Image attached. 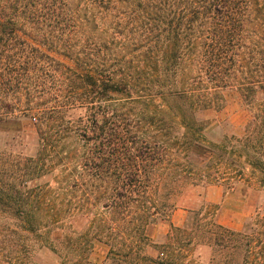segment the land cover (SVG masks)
<instances>
[{
    "label": "trees",
    "instance_id": "16d2710c",
    "mask_svg": "<svg viewBox=\"0 0 264 264\" xmlns=\"http://www.w3.org/2000/svg\"><path fill=\"white\" fill-rule=\"evenodd\" d=\"M263 89L264 0H0V264H96L95 242L103 264H201L203 247L264 264V210L235 231L184 203L224 166L235 191L242 158L264 187ZM228 90L253 117L214 143L201 116ZM180 207L195 223L160 247Z\"/></svg>",
    "mask_w": 264,
    "mask_h": 264
},
{
    "label": "rangeland",
    "instance_id": "374dc122",
    "mask_svg": "<svg viewBox=\"0 0 264 264\" xmlns=\"http://www.w3.org/2000/svg\"><path fill=\"white\" fill-rule=\"evenodd\" d=\"M225 96L226 103L222 110H209L204 112L201 116V119L209 124L207 130L208 138L214 143H219L226 136L229 138L231 136H243L247 124L253 117L252 107L244 101L243 97L237 90H228L225 92ZM259 96L260 99L264 98V89L259 92ZM8 136L9 135L6 133H0V153L5 152L7 149L6 154L9 155L10 149L5 145ZM240 162L244 167V176L235 186V191L226 192L225 180L233 175L230 174L228 166H224L228 172L226 171V173L223 174L221 184L206 188H192L186 195L184 200L185 205L193 210H199L204 206V214L206 213L208 217H212L214 220L224 225V222L237 221V216L229 213L231 209L225 201L226 195L237 193L245 200L244 213L239 217L243 230L250 217L254 216L257 211L264 210V187L260 185L262 176L259 173L253 174L250 171L245 170L246 167L243 163L245 161L240 159ZM48 180L49 179L47 178L43 181L45 182ZM210 192L211 195H214L219 199L218 203L210 201ZM57 207L59 208L60 206ZM45 208H49V206H45ZM178 222H181V224L177 225ZM192 223H195V221L193 220L191 213H189L184 207H180L174 211L169 220L161 222L151 229V238L160 247L167 245L169 243L168 234L171 232L172 225L184 228L185 226H190ZM71 225L74 229L80 230L86 225V221L77 217L71 220ZM108 250V246L104 243L95 242L91 261L96 264H103L106 260ZM161 251L162 249H159V251L151 249L150 253L157 255ZM212 254L210 248H197L193 253V259L201 264H208ZM44 259L54 263L56 262V260L51 257H45ZM189 264H192V262Z\"/></svg>",
    "mask_w": 264,
    "mask_h": 264
},
{
    "label": "crops",
    "instance_id": "0c3cea01",
    "mask_svg": "<svg viewBox=\"0 0 264 264\" xmlns=\"http://www.w3.org/2000/svg\"><path fill=\"white\" fill-rule=\"evenodd\" d=\"M242 160H244V166L246 167L245 170L247 171H252L251 167L246 163V160L244 158H242ZM210 201H212L213 203H218L219 199L214 196L211 195L210 192ZM225 201L228 203V205L230 206V212L232 215H236L237 216V221L233 222V221H229V222H224L225 227L230 228L232 230L235 231H241L242 230V223L241 221H239V217L241 216V214L244 213V209H245V200L242 196H240L237 193H231L226 195ZM186 212V211H185ZM181 222H178L177 225H180ZM223 225V224H222Z\"/></svg>",
    "mask_w": 264,
    "mask_h": 264
}]
</instances>
